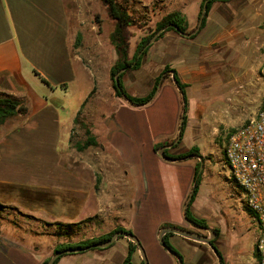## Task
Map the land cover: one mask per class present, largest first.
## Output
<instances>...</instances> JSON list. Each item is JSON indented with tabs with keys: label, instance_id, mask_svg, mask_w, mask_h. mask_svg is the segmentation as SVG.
<instances>
[{
	"label": "crops",
	"instance_id": "crops-1",
	"mask_svg": "<svg viewBox=\"0 0 264 264\" xmlns=\"http://www.w3.org/2000/svg\"><path fill=\"white\" fill-rule=\"evenodd\" d=\"M146 1H166L170 7L168 13L180 12L187 21L188 31L196 30L202 0ZM214 5L216 7H211L204 27L196 31L193 38L168 31L150 45L141 66L132 70L128 78H122L130 96L136 94L138 85L146 87L145 84L149 89L141 97L149 95L155 79L166 66L176 72L180 83L186 85L185 95L190 89L199 90L195 88L199 83H202L201 93L206 80L215 78L214 64L210 65L211 72L207 75L208 67L203 59H209L210 51L217 52L220 43L230 58L238 57L243 46L257 56L264 47V0H248L247 6L233 13L240 18L238 25L223 17L220 25L216 17L219 3ZM69 33L64 0H0V94L17 98L27 110L25 114L6 120L4 123L10 127L0 135V209L18 213V217L11 220L0 213V224L7 220L32 237L50 234L55 239L61 238H56L57 223L79 224L73 227V234L80 226L98 235L120 227L132 231L141 241L148 264H177L160 245L158 234L165 224L177 226V223L185 222L188 198L185 200L178 177L173 178L171 188L167 171L158 177L154 174V166H157L156 162L165 163V168L171 166L175 172L178 163L182 162L166 161L158 154L160 148L155 150V145L174 138L181 114L169 125L172 131H160V136L157 134L158 123L151 121L149 114L148 118H143L146 120L118 119L119 114L130 110L127 105L130 103L115 96L108 73L99 78L91 66L84 64L72 49ZM236 46L237 50L231 51ZM171 77L163 84L177 92L181 106V93ZM100 86L112 94L114 107L102 115L100 129L95 126L92 129L97 147L78 151L80 154L76 155L75 149L68 150L74 120L93 88H96L94 95L101 96ZM83 87L89 89L84 92L86 99L74 112L65 113L66 120H63L67 92ZM161 91L156 92L152 101L136 109L149 108L160 97ZM173 149L170 146L164 151L171 153ZM170 197L176 201L179 210L172 220L163 213L168 209ZM24 218L51 227H41L35 232L24 229L20 223ZM186 225L192 226L187 220ZM178 237L179 240L170 236L168 241L176 240V245L184 251L183 255L179 253L183 264H216L212 257H205L196 243ZM118 240L107 248L63 254L55 264H123L128 253V240L124 238L123 243ZM52 247L54 244L41 253L39 244L27 245L24 238L14 240L0 231V264H43ZM251 254L254 264V248ZM142 263L136 248L131 264Z\"/></svg>",
	"mask_w": 264,
	"mask_h": 264
},
{
	"label": "rangeland",
	"instance_id": "rangeland-1",
	"mask_svg": "<svg viewBox=\"0 0 264 264\" xmlns=\"http://www.w3.org/2000/svg\"><path fill=\"white\" fill-rule=\"evenodd\" d=\"M126 1L123 5L131 12L136 22L134 28L131 29L134 36L131 39L129 56H132L135 44L143 36L147 35L149 31L152 32L156 23L163 16L169 14L170 7H168L166 1ZM247 1L228 0L226 2H215L219 3L217 13L219 15H216V17L219 19L220 25L222 22L221 17L227 19V21L232 20L236 25L241 23L239 16H233V13L246 5ZM64 2L68 13L70 24L69 37L73 51L79 54L87 67L91 66L95 70L99 78L107 75V73L110 77V68L115 63L117 56L109 40L110 33L113 30V23L107 18L104 7L100 4L99 0H64ZM215 3L212 4L213 7H216ZM190 24L191 21H189V27H191ZM156 34L157 32L154 35ZM218 47L217 52H209V59L202 58L204 65L208 67L205 71L207 75H210L211 72L210 65L214 64L213 72L215 78L206 80L201 93L200 88L202 87V83L197 84L195 87L199 90L194 91L190 89L186 93V106L184 107L185 128L181 139L173 146L174 149L170 151L171 153H168V151L167 153L177 156L189 153L192 149H196V151L190 155L191 157L188 156L186 160L178 163L175 170L178 176L174 172V168L171 166L165 168L167 167L165 163L162 166L157 162V166H154L156 167L154 174L159 177L163 171H167L171 188L173 178L178 177L186 200V198L189 199L193 192L194 168L199 165L200 182L197 193L189 208L190 213L194 214L195 218L204 220L208 229L218 232V236L215 235L214 237V244L225 264H239L238 259L242 261V264H252L253 255L251 253L256 236L254 217L241 202L243 194L231 181V172L223 161L222 152L228 135L232 130L253 117L264 99V47L260 48L257 56L251 54V49H246L244 46L240 47L241 51H238L239 56L236 58H230L231 55L229 53L226 54L223 44H218ZM232 50H237V46L234 49L232 48ZM131 71H126L123 77L128 78ZM165 84L157 89L156 92L160 89L162 90L161 95L154 100V103L149 108L137 110V106L127 104L130 110L123 111L117 118L124 119L123 117H125L127 120H146L143 118H148L147 114H149L151 121L158 123V133L155 132L159 136L162 132H171L172 130L169 129V125L182 113V105L180 106L178 103L177 92H174V90L168 88V84L166 86ZM145 85L146 87L138 85L136 94L131 95L133 97L144 95L145 91L147 92L149 89L148 84ZM100 88L101 96L99 94V97H96L94 95L96 88H93V91L86 100V104H84V107L77 116V123L74 124V129L70 135L69 152L75 149L74 145L76 142L85 140L84 129L80 126V123H84L92 133L94 126L95 128L97 127L96 129H100L99 125L102 119H104L102 115L110 112L114 107L115 102L112 99V94L104 86H100ZM87 89L86 87L80 89L73 88L70 89V92H67V102L64 104V110H62L63 120H66L65 113L74 112L76 108L80 107L86 99L84 92ZM41 91L43 90L41 89ZM155 95L157 94L155 93L152 99ZM72 114L73 116L76 115V113ZM67 118L69 117L67 116ZM8 127H10L9 124H0V135ZM178 128L174 129V138L168 140L170 144L175 143ZM75 151L78 152L76 149ZM94 151L98 152L97 149H94ZM79 154L78 152L76 155ZM0 211L8 220L18 217V213L12 210L0 209ZM163 213L169 216L171 220L178 216L179 210L173 197H170L168 209H165ZM184 221L181 224L177 223V226L181 229L187 228L190 231L199 232L208 237L211 236L206 229L186 225V220ZM20 223L24 229H32L34 232L38 231L41 227L45 228L48 226L45 223L35 224L30 218H24ZM171 224L173 223L165 224L164 227L173 226ZM50 227L49 225L46 228L49 229ZM0 231H2L4 236L13 238L14 240L21 237L24 238V242L27 245L32 243L39 244L41 253L43 249L47 250L49 245L54 244L53 249H48L49 252L46 260L52 257L53 250L58 245L77 243L85 239L101 236L94 231L84 229V226L82 228L80 226L77 233L72 234L71 238L68 239L63 236H60L61 238L57 236L56 238L59 237L60 239H55L50 234H39L38 237H32L28 233L21 232L19 227L12 223L9 224L7 220L3 225L0 224ZM172 236L175 239H180L178 236ZM51 238L53 239L51 240ZM124 241V238H119L118 243H123ZM170 243L178 253L184 254V251L176 245V240ZM193 243H196L195 245L202 249L205 257L208 259L212 257L216 264H218L217 258L208 245L205 243ZM140 244L142 245L141 241Z\"/></svg>",
	"mask_w": 264,
	"mask_h": 264
},
{
	"label": "trees",
	"instance_id": "trees-1",
	"mask_svg": "<svg viewBox=\"0 0 264 264\" xmlns=\"http://www.w3.org/2000/svg\"><path fill=\"white\" fill-rule=\"evenodd\" d=\"M226 1H228V0H202L201 9H200V13H199L198 18H200L201 14H202V10H203V6H204L205 2H206V10H205V13L203 16L202 23L200 25V30L205 25L207 15H208V12H209L212 4L215 2H226ZM99 2L104 7L107 18L113 23V30L110 33L109 40H110L111 45L114 47L117 58H116L115 63L110 68V79H111V87L114 90L115 96L128 101L131 105H134V106L145 105V104L149 103V101L152 99V97L156 93L157 89L159 87H161V85L164 83V81L166 79H168L170 76H172L171 79L177 81L178 86L180 88V92L183 94V98L185 100V87H186V85L180 83L176 72L171 70L167 66L164 67L163 71L155 79L151 92L149 93V95H147L145 97L130 96L126 92L124 85H123V80H122L123 75L126 71L136 70L141 66L143 57L149 48L148 43L152 39V37L154 36V34L156 32L160 31L161 29H164L159 34L157 39L162 37L168 31H174L180 35L192 33V31L189 32L187 29L188 25H187V21H186L185 17L178 11L171 12V13L163 16L156 23L152 32L149 31V33L147 35L143 36L135 44L134 53L132 56H129V48H130V44H131V39L134 36V33L132 32L131 29L134 28V26L136 25V22L132 16L131 12L123 5L127 1L121 0V2H120V0H99ZM193 37L194 36L192 35L191 38H193ZM125 68H128V69H126L124 72H122L119 75L118 80L116 81L114 79L115 74L117 72H119L120 70L125 69ZM36 75L39 76L37 73H36ZM41 81L45 85H48V83L44 79H41ZM84 104H82L81 109L84 107ZM185 106H186V100H185ZM182 110H183V105H182ZM26 111H27L26 107L23 106L22 102L20 100H18L17 98H15L13 96L0 94V124L4 123L6 120L14 117L17 114H25ZM79 113H80V111H79ZM79 113L77 114V116L79 115ZM77 116L74 120L75 124L77 123ZM185 124H186V121L184 119L183 129L181 131V136L183 134ZM80 126L84 129L85 140L82 142L81 141L76 142L74 145L75 149L77 151H83L89 147H97L98 144L96 142V139L94 138V136H92V134L89 131V129L87 128V126L84 123H80ZM232 132H233V130H232ZM167 143H169V142L165 141L164 143L155 145V150H157L158 148H161L163 146H169V145L175 146V144H177V143H173V144L169 143V145H167ZM194 151H196V149H192L189 153L181 154V155H177V156H172V155L168 154L167 151H164L163 154L167 158L183 160L186 157L190 156ZM199 182H200V173H199V165H197L195 167V172H194V179H193L194 187H193V192H192V198H191L189 205H188V208L185 212V219L190 224H192L193 226H195L197 228L207 229V225H206L205 221L195 218L190 213V210H189L190 205L193 202V199L195 197V194L197 193ZM78 225L79 224H72V225L66 224V225H64V224L57 223V224H55V227H56V232H57L58 236L70 238L73 234V232H72L73 227L78 226ZM172 227H177V226H172ZM118 231H126L129 233H132V231H130V230H125V229L119 227V228H116V229L110 231L107 234H103V235L96 237V238L85 239V240L77 242V243L58 245L54 248L53 254L56 252L67 250V249L86 248V247L93 245V244L104 243V242L108 241L113 236V234L118 232ZM214 233L216 234V236H218L217 231H214ZM172 235L173 234H171V233H167L166 235H164L163 241H164L165 245L168 248H170L173 252L177 253L179 255V257L181 258V260L183 261L182 256L175 250V248H173L170 245V243L168 241L169 237ZM211 243L216 248V246L214 244L215 240H213ZM136 248H137L136 245H134L132 242L128 241V253H127V256H126L123 264H131L132 253L135 251ZM216 250H217L218 254L221 256V254L217 248H216ZM59 258L60 257H58L54 261L53 264H55ZM47 261L48 260L44 261V263H46ZM221 263L225 264L222 256H221ZM142 264H144V263H142Z\"/></svg>",
	"mask_w": 264,
	"mask_h": 264
},
{
	"label": "built area",
	"instance_id": "built-area-1",
	"mask_svg": "<svg viewBox=\"0 0 264 264\" xmlns=\"http://www.w3.org/2000/svg\"><path fill=\"white\" fill-rule=\"evenodd\" d=\"M222 153L241 202L254 217V264H264V99L253 117L228 135Z\"/></svg>",
	"mask_w": 264,
	"mask_h": 264
},
{
	"label": "water",
	"instance_id": "water-1",
	"mask_svg": "<svg viewBox=\"0 0 264 264\" xmlns=\"http://www.w3.org/2000/svg\"><path fill=\"white\" fill-rule=\"evenodd\" d=\"M205 10H206V2L204 3V6H203V10H202V14L199 18V21H198V27L196 28V30L192 33H188V34H182V36L184 37H191L192 35H194V33L196 31H198L200 29V25L202 23V20H203V16H204V13H205ZM164 29H161L160 31L157 32L156 35H154L152 37V39L149 41L148 45H150L153 41L156 40V38L159 36V34L163 31ZM126 69L128 68H125V69H122L120 70L119 72H117L114 76V79L117 81L118 80V77L119 75L124 72ZM176 88L180 91V88L178 86V83L176 80H173ZM181 93V92H180ZM181 96H182V105H183V110H182V113H181V117H180V121H179V128H178V135H177V138L175 140V143H177L180 138H181V131L183 129V122H184V118H185V110H184V107H185V100L183 98V94L181 93ZM172 146V145H170ZM170 146H163L161 147L159 150H158V154L160 155L161 158H163L164 160L166 161H169V162H173V161H179L180 159H171V158H167L164 156L163 152H164V149L170 147ZM192 198V193L189 197V199L187 200L186 204H185V212L188 208V205H189V202ZM209 234L211 236H204L202 234H199V233H195V232H192V231H189V230H186V229H181L179 227H163L162 229H160L159 231V234H158V240H159V243L160 245L169 253L171 254L177 261V264H183V261L181 260V258L179 257V255L175 252H173L170 248H168L164 241H163V237L164 235H166L167 233H171V234H174V235H178L186 240H189V241H193V242H197V243H205L206 245H208V247L212 250L213 254L215 255V257L217 258V262L218 264H222L221 263V256L218 254L216 248L212 245V240L214 239L215 237V234L212 230L210 229H206ZM118 238H126L128 241L132 242L134 245H136V247L138 248L140 254H141V257H142V261L144 264H148V261H147V257H146V254L144 252V249L143 247L141 246L140 242L138 241V239L134 236V234L132 233H129V232H126V231H118L116 233L113 234V236L106 242L104 243H100V244H93V245H90L86 248H77V249H67V250H64V251H60V252H56L52 255V257L46 262V263H43V264H53L54 261L60 257L61 255L63 254H67V253H79V252H84V251H87V250H91V249H103V248H107V247H110Z\"/></svg>",
	"mask_w": 264,
	"mask_h": 264
},
{
	"label": "flooded vegetation",
	"instance_id": "flooded-vegetation-1",
	"mask_svg": "<svg viewBox=\"0 0 264 264\" xmlns=\"http://www.w3.org/2000/svg\"><path fill=\"white\" fill-rule=\"evenodd\" d=\"M214 234H215V233H214ZM215 235H216V234H215ZM205 236H206V235H205ZM213 240H214V239H213ZM213 240H212V241H213Z\"/></svg>",
	"mask_w": 264,
	"mask_h": 264
}]
</instances>
